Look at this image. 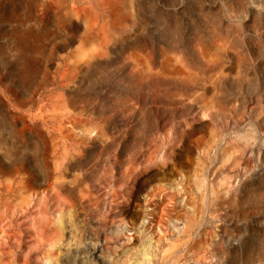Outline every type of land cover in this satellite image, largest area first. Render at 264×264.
<instances>
[{
	"label": "rangeland",
	"instance_id": "rangeland-1",
	"mask_svg": "<svg viewBox=\"0 0 264 264\" xmlns=\"http://www.w3.org/2000/svg\"><path fill=\"white\" fill-rule=\"evenodd\" d=\"M0 264H264V0H0Z\"/></svg>",
	"mask_w": 264,
	"mask_h": 264
}]
</instances>
